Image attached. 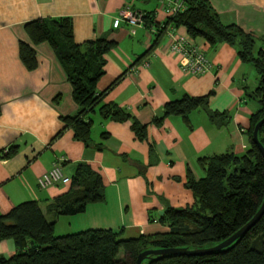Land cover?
I'll return each instance as SVG.
<instances>
[{
	"label": "crops",
	"instance_id": "1",
	"mask_svg": "<svg viewBox=\"0 0 264 264\" xmlns=\"http://www.w3.org/2000/svg\"><path fill=\"white\" fill-rule=\"evenodd\" d=\"M209 2L223 24L238 25L258 41L264 38V0ZM163 3L165 8L160 0H0V214L36 201L46 219L55 222L56 236L88 229L121 230L123 239L164 233L168 227L158 222L164 211L194 202L184 184L188 173L196 180L203 177L199 159L227 151L243 154L249 148L245 133L259 104L247 94L258 79L233 48L221 44L213 49L201 38H190L184 28L175 29L212 65L202 75H184L170 51L169 29L154 50L136 63L152 46L155 25L167 20V5L182 0ZM122 12L153 13L156 24L131 27L121 22L114 28L113 21ZM59 17L72 20L77 44L102 36L115 43L105 55L104 75L96 91L106 90L104 103L117 105L146 125V140L136 138L130 122L104 120L97 110L87 115L92 121L89 146L77 141L71 128L63 130V118L74 116L78 107L54 51L47 43L34 46L37 67L32 71L19 58V42L31 44L25 23ZM183 96H207V108L227 114V122L216 126L202 109L190 113V126L180 116L155 122L165 104ZM55 161L61 162L69 178L79 163L98 172L104 201L88 204L79 215L48 214L47 206L67 193L71 184L38 187L37 179ZM16 252L11 239L0 242V256L10 258Z\"/></svg>",
	"mask_w": 264,
	"mask_h": 264
},
{
	"label": "trees",
	"instance_id": "2",
	"mask_svg": "<svg viewBox=\"0 0 264 264\" xmlns=\"http://www.w3.org/2000/svg\"><path fill=\"white\" fill-rule=\"evenodd\" d=\"M167 16L164 24L157 25L153 13L141 15L142 25L156 24L157 35L136 63L154 50L169 29L184 28L190 38H201L213 49L221 44L233 48L241 62L252 64L258 79L256 88L247 94L259 104L245 133L249 148L243 154L227 151L199 159L203 177L196 180L188 173L184 184L194 202L190 207H168L164 211L158 219L168 227L164 233L121 239V230L88 229L56 236L55 222L46 219L36 201L20 203L0 214V242L11 239L17 249L10 258L0 256V264H136L138 255L148 250L214 247L243 227L259 210L264 201V159L252 138L255 125L264 118V38L258 41L238 25L223 24L209 0H182V9ZM24 30L31 43L19 42V58L24 67L28 71L37 67L34 46L47 43L71 86L78 112L63 118V130L71 128L74 138L89 146L92 121L87 115L97 110L104 120L130 122L136 138L146 140V125L117 105L104 103L106 90L96 91L104 75L105 55L115 47L113 41L102 36L77 44L72 20L67 17L32 20L25 23ZM198 109L204 110L216 126L225 124L229 118L225 113L210 111L207 96H183L165 104L155 122L180 116L190 126L189 115ZM258 140L264 145V123L258 130ZM70 180L68 192L47 206L48 214L79 215L88 204L104 201L102 177L89 165L77 164ZM142 264H264V214L244 236L225 249L201 256L149 255Z\"/></svg>",
	"mask_w": 264,
	"mask_h": 264
},
{
	"label": "built area",
	"instance_id": "3",
	"mask_svg": "<svg viewBox=\"0 0 264 264\" xmlns=\"http://www.w3.org/2000/svg\"><path fill=\"white\" fill-rule=\"evenodd\" d=\"M163 7L164 4L162 3L161 8ZM181 9L182 3L174 4L173 6L167 5L165 12L167 15L172 16ZM121 22H125L131 27L141 26L142 17L140 14L122 12L113 21V27L118 28ZM170 37L172 39L170 51L179 59V69L184 75H202L211 68V64L202 54L201 50L193 45H187L185 37L178 35L173 29L170 31ZM70 181V178L63 174L61 162L55 161L52 168L37 179V185L40 189H47L56 184L66 185Z\"/></svg>",
	"mask_w": 264,
	"mask_h": 264
},
{
	"label": "water",
	"instance_id": "4",
	"mask_svg": "<svg viewBox=\"0 0 264 264\" xmlns=\"http://www.w3.org/2000/svg\"><path fill=\"white\" fill-rule=\"evenodd\" d=\"M264 123V118L258 121V123L255 125L253 130V138L252 141L255 143L258 148L261 151V154L264 159V145H262L258 140V130ZM264 214V201L262 205L260 206L259 210L256 212V214L252 217V219L247 222L243 227H241L238 231H236L233 235H231L229 238L224 240L223 242L219 243L218 245L206 249H196V250H188L186 248L183 249H158V250H148L140 253L137 257L136 264H142V262L149 256H161V255H184V256H201L210 254L215 251H219L222 249H225L232 245L236 240H238L240 237L244 236L251 227L260 219V217Z\"/></svg>",
	"mask_w": 264,
	"mask_h": 264
},
{
	"label": "rangeland",
	"instance_id": "5",
	"mask_svg": "<svg viewBox=\"0 0 264 264\" xmlns=\"http://www.w3.org/2000/svg\"><path fill=\"white\" fill-rule=\"evenodd\" d=\"M260 45V44H259ZM251 67H252V69H253V76H254V78L256 77V74H255V71H254V68H253V66H252V64H249ZM122 239V238H121ZM123 256V253L121 252L120 253V257H122Z\"/></svg>",
	"mask_w": 264,
	"mask_h": 264
}]
</instances>
